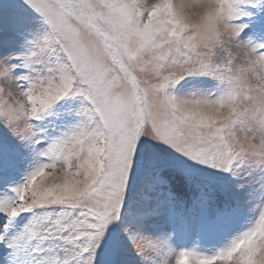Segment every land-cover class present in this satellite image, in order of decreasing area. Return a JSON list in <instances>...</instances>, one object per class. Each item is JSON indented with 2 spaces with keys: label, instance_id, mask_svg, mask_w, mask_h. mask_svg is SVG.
Here are the masks:
<instances>
[{
  "label": "snow or ice",
  "instance_id": "snow-or-ice-1",
  "mask_svg": "<svg viewBox=\"0 0 264 264\" xmlns=\"http://www.w3.org/2000/svg\"><path fill=\"white\" fill-rule=\"evenodd\" d=\"M0 249L264 264V0H0Z\"/></svg>",
  "mask_w": 264,
  "mask_h": 264
},
{
  "label": "rangeland",
  "instance_id": "rangeland-1",
  "mask_svg": "<svg viewBox=\"0 0 264 264\" xmlns=\"http://www.w3.org/2000/svg\"><path fill=\"white\" fill-rule=\"evenodd\" d=\"M149 2H151V0H149ZM51 119L54 120L55 117H52ZM51 127L55 128V124H52ZM250 216H251V212L246 211L245 215L241 217V220L237 226L239 227L246 224ZM215 243L216 241L213 238L203 236L197 231H193L191 236L179 238L177 241V244L180 247H194L197 250H202V251H215V248L212 247V245ZM174 251H176V249H173V252ZM5 256H7V253L3 249H0V257H5ZM168 256L171 258L172 252H169ZM171 264H175L174 258L171 259Z\"/></svg>",
  "mask_w": 264,
  "mask_h": 264
}]
</instances>
